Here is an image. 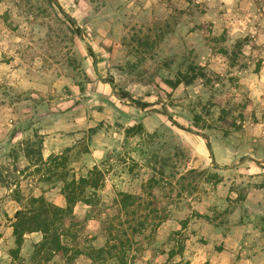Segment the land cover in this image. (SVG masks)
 Listing matches in <instances>:
<instances>
[{
	"label": "rangeland",
	"instance_id": "374dc122",
	"mask_svg": "<svg viewBox=\"0 0 264 264\" xmlns=\"http://www.w3.org/2000/svg\"><path fill=\"white\" fill-rule=\"evenodd\" d=\"M58 1L79 35L45 1L0 0V264H89L101 246L99 264H210L238 224L264 240V0ZM190 67L203 74L172 87ZM12 113L59 114L55 162L37 161L44 127ZM64 176L92 185L68 252L32 259L23 236L15 255V211L65 202Z\"/></svg>",
	"mask_w": 264,
	"mask_h": 264
},
{
	"label": "trees",
	"instance_id": "16d2710c",
	"mask_svg": "<svg viewBox=\"0 0 264 264\" xmlns=\"http://www.w3.org/2000/svg\"><path fill=\"white\" fill-rule=\"evenodd\" d=\"M45 1L47 4L52 6L54 9H56L63 17L64 19L72 24L75 25V33L76 35H79L81 32V28L76 26V23L74 19L69 16L62 6L60 5L58 0H42ZM88 50L91 52V48L88 46ZM193 71V75L191 76H185L182 73L178 74V77L172 81L169 80L172 87L177 86L179 83H185L189 84L191 83L194 76L201 75L203 73L196 72L195 67H190ZM111 84L112 81H109ZM120 96L128 99L131 101L134 105L137 107L143 109L147 106H150L151 103L147 101H141L140 99H136L129 95L127 91H123L118 93ZM42 143V142H41ZM206 146L208 150L211 152L210 144L208 141H206ZM33 154L32 149L30 146H27L25 148V157L28 159V163L31 164V155ZM59 158L58 156L54 157H48L45 161H43L42 156L37 159V161L46 163L47 160L51 161L52 163L55 162ZM36 165V164H34ZM93 169L89 172L92 173ZM60 181L62 182L61 186V193L63 194L65 198V206H59L56 205L50 201H47L43 196H29L27 198V204L20 206L15 213H14V222L12 223V234L14 236L15 241V247L12 250L14 254L16 255L19 251L23 236L25 233L33 232V231H39L42 234L41 239L33 244V252L31 254L32 259H36L41 257L42 255L45 256V259L48 260L50 257L55 255L63 256L68 252V247L64 244L63 238L65 236H72V231L69 229L70 222L73 220H76V218L73 216V208L74 205L79 202H88L87 198L82 195L83 188L85 184H89L86 176H80L77 180L72 177L69 180L64 177H60ZM92 186V185H90ZM121 196L120 202L122 205L129 204L132 202V199H135L136 197L130 193H119ZM207 217L206 215H204ZM140 226L143 225V223H139ZM75 236V235H74ZM73 236V237H74ZM117 246L113 244L110 246V249L116 248ZM107 246H101V247H91L88 257L91 259V262L89 264H99L98 260L104 253L109 252L107 251Z\"/></svg>",
	"mask_w": 264,
	"mask_h": 264
},
{
	"label": "crops",
	"instance_id": "0c3cea01",
	"mask_svg": "<svg viewBox=\"0 0 264 264\" xmlns=\"http://www.w3.org/2000/svg\"><path fill=\"white\" fill-rule=\"evenodd\" d=\"M261 71L263 72L262 75H264V65L262 66ZM34 114V113H32ZM59 116L57 113H36L33 117L31 114H19V113H12V116L14 118L20 117V118H27L29 116L33 123L32 126H40L42 127L39 129V134L43 135V140L41 143V156L43 160H46L48 156L50 155H56L57 152L61 153L60 151V145L57 143L58 141L62 142V136H69V133L66 134H60V126L58 124V118L56 116ZM50 118V120L42 121L43 119ZM41 119V121H40ZM41 122V123H40ZM44 122V123H42ZM73 121H69L68 123H71ZM74 132V135L76 134V130L72 129ZM71 130V132H72ZM16 134H21V131H16ZM15 134V135H16ZM73 134V133H72ZM71 135V134H70ZM15 137V136H14ZM94 151H91V153H88L87 156L88 159L91 161V166L95 164V161L93 160L92 156H94ZM25 162L28 163L27 158L24 156ZM89 162V161H88ZM90 166V167H91ZM60 188H57L59 191ZM55 190V189H54ZM55 192V191H54ZM48 195V193L46 194ZM38 196V195H33ZM58 200H54L53 202L56 205L59 206H65L64 199L60 196V193L58 195ZM52 200V198H51ZM82 206V203H78L74 205V210L79 209ZM246 226L243 224H238L233 227L231 234H229L225 238V244L226 246L224 249L217 253L216 255H213L209 258L210 264H264V250L260 246H264V240H257L258 238H252L253 235L248 234L245 229ZM42 237L41 232L39 231H33L30 233H27L24 235V241L27 240V238H30L35 244L38 242ZM204 259V257L201 254H194L192 256H189V263L188 264H200V262Z\"/></svg>",
	"mask_w": 264,
	"mask_h": 264
},
{
	"label": "water",
	"instance_id": "95a60500",
	"mask_svg": "<svg viewBox=\"0 0 264 264\" xmlns=\"http://www.w3.org/2000/svg\"><path fill=\"white\" fill-rule=\"evenodd\" d=\"M114 95H116L115 91L113 90Z\"/></svg>",
	"mask_w": 264,
	"mask_h": 264
}]
</instances>
